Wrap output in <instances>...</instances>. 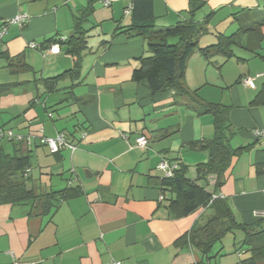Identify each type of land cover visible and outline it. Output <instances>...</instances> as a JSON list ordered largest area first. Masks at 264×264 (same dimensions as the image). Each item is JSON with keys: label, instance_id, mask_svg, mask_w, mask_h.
I'll return each mask as SVG.
<instances>
[{"label": "crops", "instance_id": "crops-1", "mask_svg": "<svg viewBox=\"0 0 264 264\" xmlns=\"http://www.w3.org/2000/svg\"><path fill=\"white\" fill-rule=\"evenodd\" d=\"M132 1L94 3L79 78L61 77L56 90L50 91L46 80L74 65L66 46L54 39L72 34L75 14L88 0H0L2 20L28 17L22 25H9L4 36L0 84L14 86L0 93V128L36 136L26 143V150L31 154L32 186L38 193L80 190L46 215L30 213V202L0 204V264H200L204 260L191 245L180 247L175 242L195 225L204 224L212 209L201 207L174 217L167 201L171 193L164 191L165 175L158 166L163 159L186 164L188 178L196 179L197 165L209 154L192 143L214 136L213 117L199 114L200 109L175 88L153 95L145 82L133 79L140 57L150 51L146 37L126 32L131 17L125 9ZM247 9H264V0H204L193 14L190 0H154L159 28L184 20L206 27L188 60L185 84L204 101L230 106L234 146L251 144L234 158L224 185L216 190L217 176L210 175L206 189L222 193L236 220L257 225V233L264 228V218L257 215L264 210V142L255 132L264 130V105L252 102L264 88V40L255 43V52L235 46L232 58L207 57L201 50L216 43L218 33H236L240 27L234 14ZM32 43L37 46L31 47ZM18 56L30 70H10L7 57ZM245 77L255 78V88L243 84ZM59 132H65L77 149L52 153L39 142V137ZM139 135L148 137L144 148L132 147ZM229 234L234 237L229 239ZM246 235L243 229L228 233L204 264H241L250 258ZM254 240H264V233Z\"/></svg>", "mask_w": 264, "mask_h": 264}, {"label": "trees", "instance_id": "trees-1", "mask_svg": "<svg viewBox=\"0 0 264 264\" xmlns=\"http://www.w3.org/2000/svg\"><path fill=\"white\" fill-rule=\"evenodd\" d=\"M97 1L101 0H88L87 6L75 14L74 29L68 38L54 39V43L66 46L67 52L74 58V65L64 73L46 80L50 83V91L56 90L61 77L79 78L83 55L88 48L90 29H87L86 25ZM203 4L204 0H190V12L193 14ZM131 5V25L126 32L130 36L146 37L150 51L149 55L140 57L139 66L133 72V79L145 82L153 95L175 88L179 94L188 97L190 102L200 109L199 114H210L213 117L214 136L202 142L192 143L193 147L209 154L207 161L197 165L196 179L188 178L189 167L179 163L174 175L164 177L161 181L164 191L171 193L167 201L174 217L189 215L201 207L212 209L211 217L204 224L192 227L176 240L175 245L180 247L191 245L202 254L204 262L200 264H204L213 257L211 253L217 242L228 233L243 229L247 234L244 243L250 245L251 256L241 261V264H258L264 259V240L257 242L254 237L263 234L264 228L256 233L254 230L258 228L257 225L239 223L225 197L211 201L214 193L206 189L207 178L210 175L217 176L215 188L220 189L225 183L226 172L234 158L242 155L251 146V144L234 146L233 138L236 131L229 118L230 106L220 102L204 101L197 90H190L185 84L188 60L196 50L198 37L206 27L192 20H184L171 27L159 28L156 25L154 0H133ZM234 21L238 22L240 27L236 33L229 36L218 33L216 43L201 49L207 57L219 54L232 58L235 55L233 51L235 46L256 51V48H253L255 43L260 44L264 40V33L261 31L264 26V9L239 11L234 14ZM249 40L252 43L248 44ZM0 56H6L3 46L0 49ZM7 58L12 72L30 70V66L21 57ZM13 86L0 84V93L8 91ZM252 104L264 105V88ZM26 149L24 141L4 139L0 144V204L30 202V213L46 215L57 208L63 200L80 194L78 188L38 193L32 186L30 172H27V169L31 168V154Z\"/></svg>", "mask_w": 264, "mask_h": 264}, {"label": "built area", "instance_id": "built-area-1", "mask_svg": "<svg viewBox=\"0 0 264 264\" xmlns=\"http://www.w3.org/2000/svg\"><path fill=\"white\" fill-rule=\"evenodd\" d=\"M116 0H101L102 4L105 6H110L112 4V2H114ZM132 10V5H129L126 9H125V14L126 15H130ZM28 19L27 15H17L11 19L8 20H2L0 18V49L2 48V43L4 41V36L7 32L8 26L11 24H19L22 25L25 23V21ZM66 38H62V40H65ZM31 47H36L37 44L32 43L30 45ZM54 48V46H52L49 50L51 51ZM243 83L248 86V87H252L255 88V78L254 77H245L243 79ZM49 116H52L51 113L48 114ZM41 131H43V128L41 129ZM256 135L261 138L262 140H264V130L261 129H257L256 130ZM125 138H127V136H124ZM36 138V136L34 134H27V135H23V134H15L11 129H7V128H0V144L4 139H9V140H14V141H24L27 144H30L33 142V140ZM148 137L146 135H139L136 137L135 139V144L132 145V147H146V145L148 144ZM39 142L41 144L46 145L49 150L52 153H56L59 152L60 150L64 149V148H69L72 151L77 149V146L74 145L67 137L65 132H59L57 133V135H55L54 137H47V136H41L39 137ZM159 169L162 170L164 172L165 177H172L174 175V171L176 169H178V164H171L169 161H167L166 159H163L160 163H159ZM31 168L27 169V172H30ZM163 198V196H161V199ZM217 198H224V195L221 194H217L214 193L211 201H213L214 199ZM257 215L259 217L264 218V210L257 212ZM115 264H121V262H115Z\"/></svg>", "mask_w": 264, "mask_h": 264}, {"label": "rangeland", "instance_id": "rangeland-1", "mask_svg": "<svg viewBox=\"0 0 264 264\" xmlns=\"http://www.w3.org/2000/svg\"><path fill=\"white\" fill-rule=\"evenodd\" d=\"M130 14H131V13H130ZM236 50H237V51H240V49H238V48H236ZM3 73L5 74L6 72H3ZM4 79H5V76H4ZM3 143L6 144V141H4ZM231 236L234 237L233 234H229L227 237H229V239H230ZM233 255H234V254H233ZM213 259H215V257H214ZM212 261H214V260H212Z\"/></svg>", "mask_w": 264, "mask_h": 264}]
</instances>
